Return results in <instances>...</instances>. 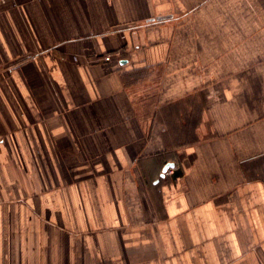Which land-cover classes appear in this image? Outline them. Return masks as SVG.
<instances>
[{
	"label": "crops",
	"instance_id": "obj_1",
	"mask_svg": "<svg viewBox=\"0 0 264 264\" xmlns=\"http://www.w3.org/2000/svg\"><path fill=\"white\" fill-rule=\"evenodd\" d=\"M0 264H264V0L0 4Z\"/></svg>",
	"mask_w": 264,
	"mask_h": 264
},
{
	"label": "built area",
	"instance_id": "obj_2",
	"mask_svg": "<svg viewBox=\"0 0 264 264\" xmlns=\"http://www.w3.org/2000/svg\"><path fill=\"white\" fill-rule=\"evenodd\" d=\"M7 0H0V4H2V3H4V2H6ZM110 58V56L109 55H105L104 57H103V59L104 60H108ZM171 173V170L169 169V170H167L164 174H170Z\"/></svg>",
	"mask_w": 264,
	"mask_h": 264
},
{
	"label": "water",
	"instance_id": "obj_3",
	"mask_svg": "<svg viewBox=\"0 0 264 264\" xmlns=\"http://www.w3.org/2000/svg\"><path fill=\"white\" fill-rule=\"evenodd\" d=\"M172 163H167L164 165L161 174L163 175L170 167H172Z\"/></svg>",
	"mask_w": 264,
	"mask_h": 264
}]
</instances>
